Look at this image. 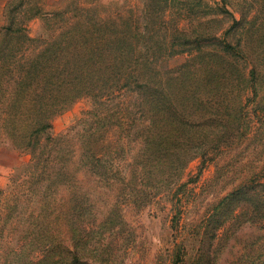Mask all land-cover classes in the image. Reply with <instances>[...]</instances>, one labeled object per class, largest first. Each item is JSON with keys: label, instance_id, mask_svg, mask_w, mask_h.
Returning a JSON list of instances; mask_svg holds the SVG:
<instances>
[{"label": "rangeland", "instance_id": "rangeland-1", "mask_svg": "<svg viewBox=\"0 0 264 264\" xmlns=\"http://www.w3.org/2000/svg\"><path fill=\"white\" fill-rule=\"evenodd\" d=\"M5 1L0 0V29ZM21 1L12 0L9 8ZM30 1L31 9L15 22L38 37L48 32L52 10L68 7L70 0ZM78 1L113 8L121 0ZM35 7L41 12L34 16ZM178 12L186 15L178 22L188 32L218 38L179 37V44L193 47L156 42L141 49L144 56L134 68L147 85L136 91L143 98L129 91L108 97L101 86L92 88L36 135L37 151L35 145L9 143L4 126L11 111L0 105V264L262 263L264 0H196L191 15ZM224 40L237 54L222 52ZM251 67L257 79L249 83ZM148 96L191 123L159 128L163 137L142 157L137 151L149 121L131 119L150 104ZM127 107L130 118L123 115L127 121L121 122ZM106 152L124 182L109 184L101 177L103 164L93 157ZM50 171L64 174L44 191L40 184ZM147 189L154 192L149 197ZM136 198L145 199L138 204ZM89 203L91 216L74 217Z\"/></svg>", "mask_w": 264, "mask_h": 264}, {"label": "trees", "instance_id": "trees-1", "mask_svg": "<svg viewBox=\"0 0 264 264\" xmlns=\"http://www.w3.org/2000/svg\"><path fill=\"white\" fill-rule=\"evenodd\" d=\"M11 1L7 0L5 4V23L0 29V105L6 104L8 111H11L7 119L13 122L8 123L7 120L4 131L14 148H31L35 145L37 151L39 145L36 135L48 130L55 115L92 88L101 86L99 89L108 97H113L117 92L129 91L130 96L136 94L137 99L140 93L136 91L142 92L147 88L137 78L134 68L144 56L141 49L148 50L156 42L167 43L171 49L178 45H194L188 41L179 44L176 39L180 37L190 40L195 36V33L188 32L187 28L179 24L186 15H180L178 9L186 10L191 15L196 8V0H139L140 4H134L132 0H121L113 8L98 1L84 4L70 0L69 6L72 7L52 10L47 20L48 32L38 37L30 36L26 25L16 26L15 22L30 8L31 1L22 0L10 9ZM175 8L177 14H174ZM40 12L41 9L35 7L34 16ZM31 17L27 16L26 19ZM187 17L191 19L193 16ZM231 17L235 24L239 23L233 15ZM209 38L215 39L218 36L203 32L197 34L194 40L207 41ZM220 42L223 45L222 52L228 49V53L237 54L238 51L234 53L235 47L226 40ZM195 50H202V46H196ZM234 64H228V68ZM256 79L257 71L251 67L246 72V80L252 83ZM140 95L141 98L145 96ZM147 99L151 100L150 104L146 101L144 111L140 106L139 117L131 119V123L136 118L149 121L143 144L137 151L142 157H145L143 155L151 142L163 137L162 132H157L159 128L166 126L171 129L167 123L172 122L191 123L188 118L185 121L177 119L174 114L176 112L170 114L165 106H156L153 98L148 96ZM129 114L131 110L127 107L120 121H127L123 115L130 118ZM50 137L47 135L48 139ZM107 155L106 152L102 155L105 157H93L95 164H103L101 177L109 184L116 180L124 182V178L117 176V171H112L110 166L113 160L107 158ZM62 174L48 172L43 178L46 182L40 184L42 190L47 191L49 184ZM259 183L260 186L264 184ZM152 193L147 189L146 196ZM81 199L86 198L83 196ZM138 199H135L136 203L141 204L145 198ZM80 204L82 206L85 201ZM86 206L84 211L79 209L74 217L84 212L91 216V203ZM261 264H264V259Z\"/></svg>", "mask_w": 264, "mask_h": 264}, {"label": "crops", "instance_id": "crops-1", "mask_svg": "<svg viewBox=\"0 0 264 264\" xmlns=\"http://www.w3.org/2000/svg\"><path fill=\"white\" fill-rule=\"evenodd\" d=\"M5 2H7V1H5ZM5 4H6V3H4V5H3V10H4V7H5Z\"/></svg>", "mask_w": 264, "mask_h": 264}]
</instances>
